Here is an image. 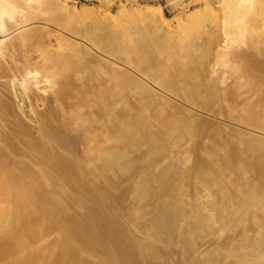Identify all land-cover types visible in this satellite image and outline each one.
<instances>
[{
    "label": "bare ground",
    "instance_id": "obj_1",
    "mask_svg": "<svg viewBox=\"0 0 264 264\" xmlns=\"http://www.w3.org/2000/svg\"><path fill=\"white\" fill-rule=\"evenodd\" d=\"M36 1L0 0V264H264V0Z\"/></svg>",
    "mask_w": 264,
    "mask_h": 264
},
{
    "label": "rangeland",
    "instance_id": "obj_2",
    "mask_svg": "<svg viewBox=\"0 0 264 264\" xmlns=\"http://www.w3.org/2000/svg\"><path fill=\"white\" fill-rule=\"evenodd\" d=\"M19 1L20 2L19 4H17L18 7L16 9L17 12L15 16L11 19H9L7 16L3 17L4 23L7 22V24L5 23L6 26L10 27L12 25L14 26L15 24L19 25L21 23L23 24L32 21H39L42 23L47 22L48 19L47 14L42 13V11H38L35 9L34 5L37 2L36 0L33 1L19 0ZM61 1L63 3H66L68 9H70L71 11L75 9L74 12H78L79 10L81 12L85 10L93 11L94 13L102 11L110 15H114V17H116L119 20V22L122 20L120 23L116 22L120 24V26L126 25V23H129V21L131 22V18L136 16L134 14H136L137 12H140V14L142 13V15L144 14L143 16L152 15L153 17L163 20V22H166L167 24L172 23L171 25H173L182 16L181 14H183L187 8L189 9V7H191L189 5L192 4V0H61ZM21 6H23V8ZM24 7L25 10L27 11L22 10L24 9ZM181 9H183L182 11L184 12L181 13ZM36 12L37 13L40 12V14H37L38 17L34 18L36 17L35 16ZM178 14H180L181 16ZM176 16L179 18L177 19ZM16 17H17V21H16ZM14 20L15 22H13ZM8 23H10V25ZM40 26L45 27V25L44 26L40 25Z\"/></svg>",
    "mask_w": 264,
    "mask_h": 264
}]
</instances>
